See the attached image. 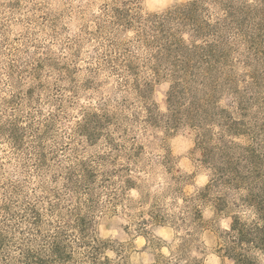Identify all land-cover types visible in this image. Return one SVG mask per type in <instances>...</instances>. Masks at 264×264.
Instances as JSON below:
<instances>
[{"label":"rangeland","instance_id":"obj_1","mask_svg":"<svg viewBox=\"0 0 264 264\" xmlns=\"http://www.w3.org/2000/svg\"><path fill=\"white\" fill-rule=\"evenodd\" d=\"M183 200L264 264V0H0V264H174Z\"/></svg>","mask_w":264,"mask_h":264},{"label":"trees","instance_id":"obj_2","mask_svg":"<svg viewBox=\"0 0 264 264\" xmlns=\"http://www.w3.org/2000/svg\"><path fill=\"white\" fill-rule=\"evenodd\" d=\"M87 175H82L83 179L87 182ZM68 184H70L71 187L74 188L75 184H77L78 180H74L73 178H67ZM125 187L129 188L134 183L131 180H125L124 181ZM146 197L141 195L140 204L143 205V202H145ZM175 199V198H174ZM175 201V200H174ZM186 200H183V203L181 206H179L177 212H171L170 207L173 206V204H170L167 206L166 204H159L157 201H155L154 204H152L149 207V210L147 212L148 218L142 220L141 224L146 226L148 223H152L155 225L160 226H170L174 228L175 230H184V236L181 237L182 242L179 244V247L176 249L175 252H172V256L175 260L174 264H202L200 260L193 259L190 261L187 256V245H188V238H191L193 233L189 230L190 227L193 226V224L196 222L200 224L201 221V213L199 210H197L195 207L189 206L187 203H185ZM80 225H77L78 228H80V241L81 243L85 244L86 239L85 235L86 232L82 228V223L79 221ZM58 234V233H57ZM230 240L228 246L225 248V254L232 258L235 264H256L253 260H251L246 252V250L242 247L244 244V233L240 228H237L235 220L232 223V229L228 233ZM56 238V237H55ZM55 238L53 239V246H52V252H58L59 248L58 245L55 243ZM93 244L91 245V255H96L99 248L96 245L97 240H93ZM95 244V246H94Z\"/></svg>","mask_w":264,"mask_h":264}]
</instances>
